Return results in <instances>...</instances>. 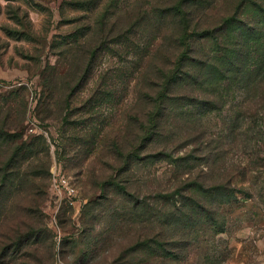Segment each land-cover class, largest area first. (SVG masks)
I'll list each match as a JSON object with an SVG mask.
<instances>
[{"label":"rangeland","instance_id":"rangeland-1","mask_svg":"<svg viewBox=\"0 0 264 264\" xmlns=\"http://www.w3.org/2000/svg\"><path fill=\"white\" fill-rule=\"evenodd\" d=\"M181 1L188 2L183 10L191 12L192 28L216 25L235 4L211 0L212 7L195 10L198 0H0V136L8 141L0 148V165L13 147L20 161L9 170L13 186L0 196V246L18 229L39 236L14 264H264V207L256 189L249 188L251 198L240 195L219 209L222 233L204 226L186 231L188 240L179 233L166 242L170 257L147 250L124 256L138 241L174 230L163 218L135 219L123 194L101 189L123 165L113 143L126 153L131 127L143 125L151 110L146 97L156 93L160 69L177 57V21L162 15ZM199 45L208 54L210 42ZM167 107H173L167 122L175 145L187 143L177 155L198 158L193 178L208 173L207 184L220 183L253 169L248 160L264 155L260 121L246 139L232 140L227 108L199 116L196 128L173 121L184 112L173 101ZM197 134L198 144H189ZM161 140L140 156L160 150ZM56 171L74 184L73 205L51 191ZM174 172L169 162L150 159L118 174L115 184L128 181L127 191L163 216L169 206L160 213L162 205L152 200L157 194L174 192L175 200L185 195L178 188L187 178ZM248 179L234 183L248 189Z\"/></svg>","mask_w":264,"mask_h":264},{"label":"trees","instance_id":"trees-1","mask_svg":"<svg viewBox=\"0 0 264 264\" xmlns=\"http://www.w3.org/2000/svg\"><path fill=\"white\" fill-rule=\"evenodd\" d=\"M186 3L188 2L181 1L178 6L163 11V17L167 16L177 21L178 36L174 43L177 57L173 61H166L168 66L160 69V82L154 86L156 93L146 97L151 110L144 114L146 121L143 125L131 127L133 140L128 142L126 153L122 152L117 142L113 143L116 158L122 161L123 165L116 170L114 179L101 185L102 192L108 187L113 188L116 193L123 194L126 203L132 207L135 219L145 218L151 222L154 218H163V225L174 232L167 237L163 236L164 238L158 233L142 239L143 241H138L128 248L124 256H131L137 252L144 254V250H147L151 256H159L162 253L161 256L170 257V252L164 247L166 242H174L179 233L186 240L191 235L190 233L186 235V231L204 226L222 233L225 222L220 216L219 209L235 203L240 195L251 198V188L256 189V195L262 199L264 207L263 154L256 159L252 157L254 163L248 160L247 167L255 166L253 169L244 171L247 169L244 168L235 177L226 181L207 184V178L211 179L212 174L206 173L193 178L197 169L194 161L198 158L192 152L185 154L184 157L177 155L178 148L187 143L175 145L176 141L173 140L175 136L168 130L167 122L171 115L169 111L174 107H167V101H173L180 111H184L176 115L173 121L180 119V123L197 125L196 128L200 127L199 116L227 108L232 112L227 130L232 140L238 136L246 139L249 130L258 126V121L264 124V0H235L231 15L222 18L216 25L205 28H198L197 25L191 27L189 19L191 12L183 10ZM191 6L195 10L200 8L204 10L212 7L213 3L211 0H198ZM246 8L250 9V15L246 13ZM206 41L210 42L208 54L203 53L199 45L200 42ZM195 110L197 113L203 110V114L198 113L193 121ZM257 134L264 138V129ZM155 138L162 139L161 149L141 157V153L149 148ZM200 138L197 134L194 139H189L191 140L189 144H198ZM0 139H2L0 148L8 145L4 137L0 136ZM15 149L12 148L5 162L0 165V196L14 184L9 170L20 164ZM150 159L169 162L174 166L175 178L182 174L187 178L181 183L184 186L178 188L180 193H185L181 197L182 201L175 200L174 192L157 194L152 199L162 205L160 213L161 209L169 206V210L163 216H156L159 215L157 209L128 192L126 188L128 181L115 184L118 174L132 173L136 165ZM203 166L205 164H202ZM205 167L208 171L209 167ZM236 176L243 180L248 177L252 181L250 187L238 189L234 183ZM175 196L179 197V194ZM38 238V234L32 229L14 231V235L7 239L9 243L0 246V264H14L19 260L17 255L26 252L25 250L34 245ZM165 239L167 241H163Z\"/></svg>","mask_w":264,"mask_h":264},{"label":"built area","instance_id":"built-area-1","mask_svg":"<svg viewBox=\"0 0 264 264\" xmlns=\"http://www.w3.org/2000/svg\"><path fill=\"white\" fill-rule=\"evenodd\" d=\"M50 188L53 193L64 195L71 205L74 204L73 202L77 195V191L70 178L61 173V171H56L52 175Z\"/></svg>","mask_w":264,"mask_h":264}]
</instances>
